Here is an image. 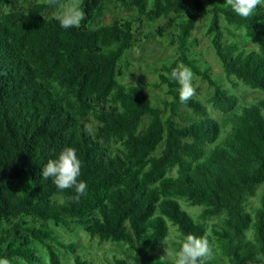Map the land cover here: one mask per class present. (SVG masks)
<instances>
[{
	"label": "trees",
	"instance_id": "16d2710c",
	"mask_svg": "<svg viewBox=\"0 0 264 264\" xmlns=\"http://www.w3.org/2000/svg\"><path fill=\"white\" fill-rule=\"evenodd\" d=\"M35 1L0 10V260L42 264L40 246L49 264H61L59 250L72 264H95L56 232L78 225L99 244L125 242L139 264H151V250L163 243L178 250L188 235L206 239L208 231L226 242L227 264H264V188L256 193L264 182V95L235 111L238 96L202 63L192 38L198 14L208 15L205 33L224 75L264 92V5L242 18L224 0H191L193 10L189 0H81L86 20L65 30L43 15L59 4ZM110 5L128 14L105 23ZM171 15L175 55L149 83L165 86L169 99L156 106L119 77L131 65L125 54L142 17ZM239 30L253 48L242 45ZM181 64L212 89L209 107L228 115L218 142L210 108L194 96L179 101L169 74ZM66 147L76 150L78 179L87 183L78 201L69 199L74 190L41 177ZM178 199L200 207L196 218ZM251 227L254 239L245 236ZM104 264L129 263L113 256Z\"/></svg>",
	"mask_w": 264,
	"mask_h": 264
},
{
	"label": "rangeland",
	"instance_id": "374dc122",
	"mask_svg": "<svg viewBox=\"0 0 264 264\" xmlns=\"http://www.w3.org/2000/svg\"><path fill=\"white\" fill-rule=\"evenodd\" d=\"M35 2V0H26L25 2H22L21 0H11L8 3L2 4L0 10L10 11L16 8H22L25 10ZM65 2L66 0L59 5L46 10L43 15L45 17L60 16L63 11L60 5ZM189 7L193 10L191 0H189ZM126 14H128L127 10L110 5L108 11L105 13L104 22L109 23L115 18L125 16ZM172 19L173 16L171 15L166 18L161 17L154 22H149L145 17H142L141 22L134 28L135 40L133 45L125 54L126 59L131 65L129 70L125 71L124 74L119 77V80L124 83L138 84L150 97L151 102L156 106H162V101L164 99H169V95L165 93V86L152 87L149 83L157 79L156 68L159 64L162 61L172 59L175 55V45L168 42L169 39L174 36V33H176L175 27L171 24ZM208 21V15L200 13L196 17V28L192 33V38L195 41L194 50L196 51V54L201 56L202 63L206 62L211 66L212 75L221 80L225 87L238 96V103L235 111H240L243 106L250 104L263 96L264 92L261 89H252L244 86L235 81L233 77L227 78L224 75L221 62L211 45L210 36L205 33ZM237 32L241 34L242 45L245 48L249 49L254 47L244 30H239ZM233 82L236 84L233 85ZM192 86L195 89V94L193 96L200 99L209 107L207 99L210 96L212 89L208 86L207 82L194 74ZM210 113L220 123V134L217 139L218 142L225 136L226 131L229 128L228 115L212 108H210ZM263 188L264 182L258 187L256 193H260ZM178 201L181 207L193 217L199 212V206H187L183 199H178ZM255 204L256 198L253 197L251 200V207ZM194 218H196V216ZM210 222L211 221L204 222L207 229L209 228ZM168 226L169 236L171 238L175 237V226L170 222H168ZM56 232L59 233L63 242L73 243L77 248V252L83 258L91 260L95 264H104L111 261L113 260V256L125 258L129 264H139L136 252L131 250L125 242H105L99 244L96 239H91L78 225H74L70 230L56 229ZM245 236L246 238L254 239L252 227L246 231ZM206 240L209 242L213 252L212 257L210 258V264H227V258L222 253V247L226 242H216L210 236L209 231L207 232ZM37 248L42 257V264H49L47 253L42 247L37 246ZM164 248L165 250L171 249L163 243L159 248L151 250L153 253L151 264H163V262L159 260V257L164 254ZM58 253L61 257V264H72L71 254L66 253L63 250H59ZM14 264L27 263L20 260L14 262Z\"/></svg>",
	"mask_w": 264,
	"mask_h": 264
},
{
	"label": "clouds",
	"instance_id": "9594fccd",
	"mask_svg": "<svg viewBox=\"0 0 264 264\" xmlns=\"http://www.w3.org/2000/svg\"><path fill=\"white\" fill-rule=\"evenodd\" d=\"M50 5L60 4V0H48ZM81 0H66L61 4L63 11L57 17L61 28L68 30L71 28H80L81 22L86 20V13L80 7ZM226 6H229L238 16L242 18L250 17L258 6L264 5V0H224ZM194 73L192 70L181 64L174 68L169 74V79L177 82L179 87L180 103H187L195 94L192 86ZM82 162L77 157L76 150L66 147L61 150L55 159H50L42 167V179H51L52 183L60 190L72 189L75 195L69 199L78 201L79 197L86 192L87 183L78 178L81 175ZM177 249L165 250L159 257L163 264H209L213 255L209 242L204 238H197L188 235ZM0 264H8L7 260H0Z\"/></svg>",
	"mask_w": 264,
	"mask_h": 264
}]
</instances>
